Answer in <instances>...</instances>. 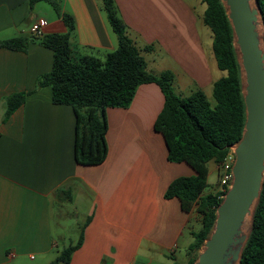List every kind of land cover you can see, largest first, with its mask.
Wrapping results in <instances>:
<instances>
[{
  "label": "crops",
  "instance_id": "1",
  "mask_svg": "<svg viewBox=\"0 0 264 264\" xmlns=\"http://www.w3.org/2000/svg\"><path fill=\"white\" fill-rule=\"evenodd\" d=\"M58 1L74 20L75 57L103 61L117 49L102 0ZM114 1L129 38L149 52L150 72L171 73L178 90H201L207 99L213 94V84L225 75L212 35L201 31L202 0ZM41 3L46 2L0 0V42L37 36L31 27L41 20L48 23L42 35L67 33L52 6ZM214 65L221 72L216 77ZM52 67L53 52L39 42H30L26 51L0 50V264H52L61 252L53 218L67 213L77 225L84 219L76 239L82 235L81 246L69 264H190L199 217L195 208L185 212L179 199L165 194L174 180L195 172L169 161L165 139L154 129L165 104L161 88L140 85L128 106L107 108V158L80 165L74 109L55 104L52 89L38 86ZM21 93L24 103L7 116L8 98ZM208 169L218 173V164L211 161ZM67 189L71 200L63 193ZM62 242V250L76 244Z\"/></svg>",
  "mask_w": 264,
  "mask_h": 264
},
{
  "label": "trees",
  "instance_id": "2",
  "mask_svg": "<svg viewBox=\"0 0 264 264\" xmlns=\"http://www.w3.org/2000/svg\"><path fill=\"white\" fill-rule=\"evenodd\" d=\"M41 1L50 4L63 19L67 33L13 38L0 42V50L26 51L34 41L53 52L52 70L39 79L38 86L52 89L55 104L70 105L74 109L75 160L80 165H99L107 158V108L128 106L140 85L156 83L161 88L165 104L154 129L165 139L169 161L186 163L195 172L191 177L174 180L165 197L179 199L185 212L195 208L201 228L193 233L189 254L200 251L213 231L216 210L222 201L214 193L203 195L209 176L208 164L214 161L220 165L224 161L229 147L241 138L245 124L241 69L233 45V31L221 1L202 0L206 6L203 22L212 32L213 53L219 70L226 73L213 84L214 106L201 90L188 97L178 96L171 73L155 76L147 71L145 58L129 38L114 0H102V3L118 47L103 61L75 57L70 45L74 30L72 16L62 13L58 0H30V4ZM256 2L264 22V0ZM25 96L21 93L8 98L7 116L24 103ZM63 193L71 200L70 189ZM81 239L82 235L75 245L63 249L52 264H69L72 254L81 246ZM241 264H264V184Z\"/></svg>",
  "mask_w": 264,
  "mask_h": 264
},
{
  "label": "water",
  "instance_id": "3",
  "mask_svg": "<svg viewBox=\"0 0 264 264\" xmlns=\"http://www.w3.org/2000/svg\"><path fill=\"white\" fill-rule=\"evenodd\" d=\"M220 1L241 69L245 124L229 147L235 155L230 189L193 264H241L264 184V22L256 0Z\"/></svg>",
  "mask_w": 264,
  "mask_h": 264
},
{
  "label": "rangeland",
  "instance_id": "4",
  "mask_svg": "<svg viewBox=\"0 0 264 264\" xmlns=\"http://www.w3.org/2000/svg\"><path fill=\"white\" fill-rule=\"evenodd\" d=\"M199 1L200 0H192V2L194 4H197ZM41 5H45L47 7H50V4L48 5V3H41ZM198 6H199V4H198ZM60 8H61V5H60ZM204 8H205V5H202L200 7V11H203ZM201 31H202V33L204 32L205 36L207 35V33H209V35H212L211 30L207 26L206 27H203L201 29ZM147 53H149V52H146L144 50H142V52H141V55L144 58H146L145 61H147V60L149 61L150 60L148 58L149 55H146ZM212 64H214V63L212 62ZM214 69H215L214 70V77H216V75L217 74L219 75L221 72L219 73V71L218 72L216 71L215 65H214ZM147 71L150 74L155 75L152 72H150V70L147 69ZM221 74L226 75L225 72H223ZM173 89H174L175 93L178 96H181V97H186V96L190 95V93H192V92H189V91H181V90H178L176 86H175V88L173 86ZM208 100L213 105L216 103V100H215L213 94L211 93V90H210V94L208 96ZM218 178H219V174L218 173H212L211 172L209 174V176H208V182H207V185H206V187H205V189L203 191V195L210 194V193H214L217 190ZM67 210H69V208H67ZM71 216H73V215H70L69 213H67V216H65V215L64 216H61L60 214L59 215H56V216L54 215V218H53V222H54L53 229H54V236H55V238H56V240H57V242L59 243V246H60L58 248V251H62V248H63V246H62L63 242L62 241L63 240L72 239L73 240V243H76V239L79 237V233L81 234L80 231L83 229L84 219H82L80 221V223L78 224L79 226H78L77 223H75L74 218L71 217ZM196 228L199 229L200 226L197 225ZM58 251L57 252L55 251V253H54L55 256L58 255V253H59ZM200 251H194V252H192V254H190V256L192 257V260L194 258H196V257L198 258V255L200 254Z\"/></svg>",
  "mask_w": 264,
  "mask_h": 264
},
{
  "label": "built area",
  "instance_id": "5",
  "mask_svg": "<svg viewBox=\"0 0 264 264\" xmlns=\"http://www.w3.org/2000/svg\"><path fill=\"white\" fill-rule=\"evenodd\" d=\"M47 25L48 23L45 20L38 21L32 25L31 32L34 35L42 36V29L45 28ZM234 162L235 155L230 149L224 161L220 165H218V185L217 190L214 192L218 200H223L225 194L230 189L233 180L232 167L234 165Z\"/></svg>",
  "mask_w": 264,
  "mask_h": 264
}]
</instances>
